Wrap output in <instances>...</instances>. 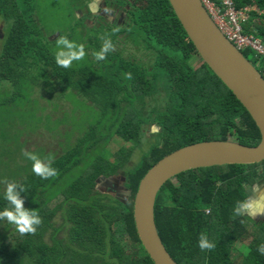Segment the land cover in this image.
<instances>
[{
	"label": "trees",
	"instance_id": "obj_1",
	"mask_svg": "<svg viewBox=\"0 0 264 264\" xmlns=\"http://www.w3.org/2000/svg\"><path fill=\"white\" fill-rule=\"evenodd\" d=\"M84 2L73 0L75 14L86 7ZM105 2L111 10L126 11L131 25L124 28L109 22L95 29L83 25L97 36L95 51L102 47L101 37L110 36L116 46L127 33L150 51L151 64L114 51L102 61H74L68 69L59 67L57 51L51 46L59 36L54 40L45 36L38 0H0L4 34L0 88L4 82L12 88L11 94H0V105L2 97L12 104L21 94L17 90L26 93L27 85L35 87L42 80L52 84L53 77L62 92L71 90L100 116L73 140L72 147L59 155L52 153V162L44 159L46 155L40 157L52 163L58 175L41 179L31 170L17 183L15 191L24 208L37 210L43 222L35 234L22 236L6 219L0 220V264H154L134 219L135 196L146 173L165 156L195 143L232 141L256 146L261 141L253 118L202 60L168 0ZM235 2L240 10L254 9L245 35L264 41V0ZM76 22L79 27L83 24L78 18ZM115 28L119 31L113 32ZM250 52L243 54L248 58ZM251 62L264 76V63L259 64L256 56ZM129 72L131 79L125 75ZM34 87L29 94L33 95ZM161 92L164 105L148 110L147 100ZM41 109L39 129L48 128ZM150 125L158 129L156 141L131 167L133 150L141 145L144 129ZM115 137L126 147L109 156L106 147ZM117 180L124 193L110 187ZM258 180L264 182V161L190 170L169 181L157 196L155 221L173 259L178 264H264V255L257 251L264 243V226L256 234L248 216L233 218L236 202L248 196L244 186L256 185ZM5 189L0 188V211L9 206ZM202 233L215 243L214 250L201 251Z\"/></svg>",
	"mask_w": 264,
	"mask_h": 264
},
{
	"label": "rangeland",
	"instance_id": "obj_2",
	"mask_svg": "<svg viewBox=\"0 0 264 264\" xmlns=\"http://www.w3.org/2000/svg\"><path fill=\"white\" fill-rule=\"evenodd\" d=\"M93 3L94 0H87V2H84L86 7H81L75 14L73 0H38V11L45 36L48 39L52 37V40H54L55 37L63 35L78 45L83 44L87 54L80 61L84 62L91 59L96 61L94 53L96 52L95 39H97V36L87 29L84 30L83 25L88 26L90 29H95L102 24L107 25L109 22L113 24L117 22L124 28L131 25L129 14L121 9L116 10L115 7L113 11L109 10V15L113 16V20L110 18L100 20L95 14L100 12L101 0L99 10L96 12L89 8ZM76 15L83 23L80 27L77 25L76 20L78 17ZM51 46L55 52L59 50L56 43ZM144 47V45L133 42L132 36L126 33L119 37L115 51H120L125 58L151 64L150 51H146ZM254 56L255 53L251 51L248 57L249 60L253 61ZM51 82L52 84H47L42 80L35 87L32 84L27 85L24 88L26 93H22V89L17 90L16 93L21 94L18 95L17 101L12 104L4 103L5 100L2 97L1 104L3 105H0V188L7 186L4 183L5 179L8 183L19 182L32 170V161L24 157V151L35 153L37 148L38 150L43 148L37 152L39 157L45 155L54 157L52 153L59 155L69 149L70 146L72 147L73 140L79 138L92 124L100 119L99 112L86 106L85 102H82L83 99L75 95L74 92L71 90L62 92L53 77ZM33 87L34 92L32 95L29 92L32 91ZM11 92L10 85L4 82L0 88V94H11ZM164 97V92H161L156 94L154 99L149 98L147 109L150 110L156 106L161 107L164 105ZM40 107H43L41 109L44 111L42 114L46 118L44 125L47 124L48 128L42 127L39 129L37 122L40 119V113H38ZM153 127L152 125L145 127L141 145L133 150L130 160L131 167L137 165L142 155L155 143L156 136ZM3 139H6V141L4 142ZM124 147L126 145L123 141L115 137L106 148L109 156H113ZM43 162L47 163L46 160H43ZM117 179L121 181V178L118 177ZM101 188L102 191H106V188ZM63 232H66V230L60 233V237L65 235ZM250 241L251 239H248L246 243L249 244Z\"/></svg>",
	"mask_w": 264,
	"mask_h": 264
},
{
	"label": "water",
	"instance_id": "obj_3",
	"mask_svg": "<svg viewBox=\"0 0 264 264\" xmlns=\"http://www.w3.org/2000/svg\"><path fill=\"white\" fill-rule=\"evenodd\" d=\"M168 1L202 60L253 118L261 141L256 146L232 141L195 143L165 156L146 173L135 196L134 219L140 241L154 264H178L167 251L155 221L157 196L169 181L190 170L264 161V76L219 31L200 0Z\"/></svg>",
	"mask_w": 264,
	"mask_h": 264
},
{
	"label": "clouds",
	"instance_id": "obj_4",
	"mask_svg": "<svg viewBox=\"0 0 264 264\" xmlns=\"http://www.w3.org/2000/svg\"><path fill=\"white\" fill-rule=\"evenodd\" d=\"M100 0H94L91 10L96 12L99 10ZM105 11H108L106 8ZM119 28L113 29V32H118ZM102 47L99 51L94 53V58L97 61H102L107 58V54L116 50L114 43L109 37H101ZM58 51L55 53V61L59 67L68 69L72 66L74 61H80L86 56L85 47L83 44H76L70 41L66 36H59L56 40ZM126 78L131 79L132 74L126 73ZM153 131L158 129L153 127ZM23 155L28 160L32 161V172L41 179H49L58 175L57 169L52 167V163H44L37 153L24 151ZM44 159L52 162L54 157L49 155ZM4 183L7 185L4 192V199L8 202V207L0 211V220L6 219L9 224L15 226L16 231L20 235L35 234L37 227L42 224V218L39 216L37 210L28 211L24 208V201L20 198L18 192L15 191L18 182L8 183L5 179ZM245 190L249 195L242 200H238L234 207L233 218L250 216L252 218L257 215H264V188L259 185H252L251 187L245 185ZM25 191L27 189H24ZM244 221L241 220V223ZM199 247L201 251H212L216 245L210 241L206 234L202 233L199 238ZM257 251L264 255V243L257 247Z\"/></svg>",
	"mask_w": 264,
	"mask_h": 264
},
{
	"label": "built area",
	"instance_id": "obj_5",
	"mask_svg": "<svg viewBox=\"0 0 264 264\" xmlns=\"http://www.w3.org/2000/svg\"><path fill=\"white\" fill-rule=\"evenodd\" d=\"M209 16L226 38L233 43L238 50L244 52L251 50L260 63H264V41L257 36L245 35V25L250 19L254 9L240 10L235 0H200ZM258 14L263 13L258 10Z\"/></svg>",
	"mask_w": 264,
	"mask_h": 264
},
{
	"label": "flooded vegetation",
	"instance_id": "obj_6",
	"mask_svg": "<svg viewBox=\"0 0 264 264\" xmlns=\"http://www.w3.org/2000/svg\"><path fill=\"white\" fill-rule=\"evenodd\" d=\"M101 3H102V7L100 8V12H98L97 14H95V16L98 17V18H102V19H108V18H110V19L113 20V16L109 15V10L110 11H113L114 8H112V10L109 9L107 7V5H106L105 0H101ZM89 8H91V7H89ZM106 8L108 9V11H105ZM116 10H118V9L116 8ZM77 17H78V15H77ZM78 19H79V17H78ZM3 37H4V34L1 33V31H0V53H1V50H2L1 42L3 40ZM108 185L109 184H107V183L105 184V186H108ZM256 185H259L262 188V187H264V182L261 181V180H258L257 183H256ZM110 187L111 188L112 187H115V189L118 190L119 193L120 192L124 193V189H123L124 187L120 184V182L118 180L115 181V182L113 181V186H110ZM247 194L249 195L248 192H247ZM248 218L251 219L254 222V224H255V226L257 228L256 234L259 233V229H263L262 227L264 226V215H257V217H254V218L248 216ZM258 218H260V219L257 220ZM254 236L248 238L249 240L251 239L250 243L253 241ZM248 239H246V240H248ZM246 240H245V244L249 246L250 243L247 244L246 243Z\"/></svg>",
	"mask_w": 264,
	"mask_h": 264
}]
</instances>
